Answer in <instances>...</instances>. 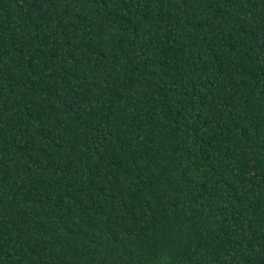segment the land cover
I'll list each match as a JSON object with an SVG mask.
<instances>
[{
  "label": "trees",
  "instance_id": "16d2710c",
  "mask_svg": "<svg viewBox=\"0 0 264 264\" xmlns=\"http://www.w3.org/2000/svg\"><path fill=\"white\" fill-rule=\"evenodd\" d=\"M0 264H264V0H0Z\"/></svg>",
  "mask_w": 264,
  "mask_h": 264
}]
</instances>
